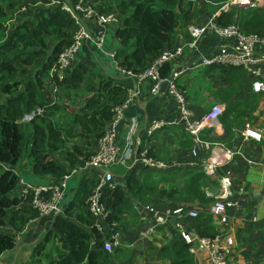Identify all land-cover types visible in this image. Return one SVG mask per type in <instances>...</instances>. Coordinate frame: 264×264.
I'll return each instance as SVG.
<instances>
[{"label": "trees", "instance_id": "obj_1", "mask_svg": "<svg viewBox=\"0 0 264 264\" xmlns=\"http://www.w3.org/2000/svg\"><path fill=\"white\" fill-rule=\"evenodd\" d=\"M182 1L120 0L116 5L97 7L99 14L116 13L121 22L116 25L120 48L115 56L120 68L139 75L153 59L174 46L181 20L188 16L182 11ZM43 2L45 4L35 7L34 11L29 9L23 15L24 22L11 30L12 17L27 4L24 0H0V100L5 98L0 104V256L14 250L18 235L32 218L39 217L38 212L27 208L19 197L23 176L14 169L27 160L33 183L37 184L50 178L60 180L73 170L84 167L93 155L98 139L114 118V107L129 98L121 85H113L108 79L102 78L100 85L95 86L89 81V69L85 65L73 68L64 84L72 105L66 106L64 97L47 87L52 65L72 45L78 26L60 6L51 7L49 0ZM242 11L238 24L244 33L263 36L264 9ZM236 16L235 10L223 13L218 24H235ZM38 60L44 61L43 66L35 70L31 78H17L18 74L27 75L29 67L35 66ZM172 69L173 66L167 65L163 69V78H169ZM221 72L232 87L242 83L247 76L243 68L222 67ZM214 75L212 72L204 74L206 77ZM232 91L223 92L228 96L225 100L228 104ZM230 104L220 118L226 136L214 135V143L225 144L232 140L235 129H242L244 121L249 118L246 105ZM38 110H42V114L30 122L24 121L25 116ZM59 119H66L71 128L61 127ZM240 124L243 125L239 127ZM28 131H31V140ZM76 131L78 134H74ZM73 139H80L82 144L69 147L68 143ZM139 170L133 171L126 188L104 192L103 203L109 213L107 222L110 225H121L136 200L152 202L153 195L176 199L183 205L199 204L202 208L209 207L212 201L204 191L209 177L205 172L192 174L180 186H172L170 190L157 188L156 191L150 175L146 176L144 183L140 182ZM81 174L85 175L78 181ZM73 180L79 182L73 198L65 197L64 214L54 218V228L39 246L38 256L50 246L45 256L47 264H109L119 250L113 253L105 250L106 242L111 238L110 227L107 225L104 232H100L96 217L88 206L98 179L81 172ZM32 197L30 195L29 200ZM197 230L200 236L213 238L216 234L209 216L199 219ZM176 238L177 242L165 248L164 254L172 264H195L191 246L180 235L177 234ZM56 242L60 246L55 248Z\"/></svg>", "mask_w": 264, "mask_h": 264}, {"label": "crops", "instance_id": "obj_2", "mask_svg": "<svg viewBox=\"0 0 264 264\" xmlns=\"http://www.w3.org/2000/svg\"><path fill=\"white\" fill-rule=\"evenodd\" d=\"M89 1L96 7L106 4L116 5L120 2V0ZM213 1L192 0V3L189 0L182 1V11L186 12L188 16L181 20L174 46L188 42V35L185 30L189 21L194 20V24L203 26L212 20L216 14L222 12L223 8L214 14L212 13L211 7L217 5ZM234 10L237 12L235 23H239L240 14L243 11L237 8L231 11ZM223 13L217 16L215 22L221 23L219 20ZM84 26L91 35H97L100 32L95 20L85 22ZM116 30V25H108L105 28L104 51H99L93 42H85L76 56L74 68L85 65L89 69V81L97 87L102 78H105L113 85H121L128 92V95L138 91V97L126 111L125 119L120 128V143L125 146L133 123L137 125V132L131 138L132 158L126 165H119L115 171L119 187L126 188L135 169H140L138 177H140L141 183L145 182L146 176L152 177L154 182L152 185H155L156 191L164 188L170 190L172 186H180L192 174L205 172L209 177L204 191L206 197L212 201L209 207L202 208L199 204L183 205L176 199L161 198L156 195L152 196V202L136 200L133 209L127 212L125 220L119 225L120 240L114 248V252L116 250L119 252L114 253L115 259L109 264H172V260L164 254V249L177 242L176 235H180L178 224L183 225L189 234L215 240L221 248L227 250L225 259L228 264H264V140L260 143L246 142L241 134L243 128H236L232 140L225 142V144L220 143L223 145L219 151L222 164L213 165L214 170L208 172L205 166L208 164L211 155L205 152L201 154L200 158H193V141L187 136L181 125H175L149 137L147 130L154 121L169 116L172 119L177 118L180 107L177 106L175 100L167 95L165 87L161 93L155 95L150 91L151 82L148 81L139 85L134 79L120 72L115 60L110 57V54H115L120 48ZM223 44H229L231 50L236 43L221 39L213 29L209 28L201 40V55L207 56L215 53V50ZM199 58L198 53L188 50L182 58L177 60L171 71L172 74L174 70L186 69L180 80L185 76H193L197 77L195 81L202 84L195 86L194 91L189 90L190 85L187 86V90L184 88L194 118L199 119L205 116L212 107L207 112L204 111V108L213 100L217 102L215 104L222 106L225 113L226 110L228 111V107L232 105L230 103H241L247 106L246 111L249 118L244 121L243 126L240 124L239 127H244L246 123H250L264 134V93L261 95L254 94L251 88V78L247 74L242 83L232 87L224 80L221 72V68L227 66L215 65L202 71L195 70L191 66ZM209 72L215 73V75L213 77L204 76L205 73ZM219 81L221 82L218 84L220 86H215L214 83ZM231 89L233 91L228 104L225 102L228 96L223 92ZM169 130H172V133ZM217 135L226 136V129L221 121ZM167 136H172L174 143L169 145L165 141ZM203 137H208L209 141H213L214 136L211 129H207ZM77 144H82L81 140ZM144 147L149 149L150 157L172 164V169L155 171L139 165L136 159ZM171 150H174L172 158L170 157ZM192 161L196 165L189 167L188 164ZM17 171L21 172L20 170ZM102 172L105 170L103 169ZM227 176L231 185L224 188L222 179ZM53 180L50 178L44 182ZM78 183L77 180H73L67 190L68 193H71V200ZM211 195L215 197L227 196L228 206L224 216H217L214 213L216 199ZM180 208H185L181 223L175 217V211ZM193 210L198 212L197 218L189 215V211ZM206 216L212 219L216 233L213 238L198 234V221L200 218L204 220ZM53 228L54 218L52 217L32 218L29 225L18 235L16 248L0 256V264H30L33 262V258L41 257L42 255L38 256V248ZM9 232L12 233V230ZM190 252L195 264H213L209 253L202 251L198 243L191 245Z\"/></svg>", "mask_w": 264, "mask_h": 264}, {"label": "built area", "instance_id": "obj_3", "mask_svg": "<svg viewBox=\"0 0 264 264\" xmlns=\"http://www.w3.org/2000/svg\"><path fill=\"white\" fill-rule=\"evenodd\" d=\"M27 1L24 0V3L27 5H22L16 11L9 24L18 21L22 15L28 13L29 9L34 11V8L37 7L38 1L40 0H31L29 4ZM40 2V5L45 4L43 0ZM49 2L51 7L60 6L78 26L72 39V45L59 55L51 67L49 81L53 84L56 92V90L64 88L66 78L73 70L76 56L84 43L88 41L93 42L99 51H104L106 42L105 28L108 25H117L121 22H119V18L114 12L99 14L97 7L89 0H72V4L60 0H49ZM235 8L247 11L262 10L264 9V0H230L222 9V12L229 13ZM222 12L216 14L206 25L193 24L190 26L187 31V43L165 50L159 57L153 59L139 75L131 71L123 70L115 61L120 72L134 79L139 85H142L144 82H151L150 91L152 94L157 95L161 93L165 87L167 95L175 100L177 106L180 107L177 118L165 117V119L154 121L147 130L148 136L151 137L162 130L172 128L178 124L181 125L187 136L193 141V158L198 159L205 152L211 155L208 164L205 166L208 172H212L214 166L222 164L221 153L219 151L223 145L206 140L203 134L207 129H211L213 136L218 134L220 118L225 113L224 109L221 105L215 104L205 116L195 119L194 113L189 107L186 93L179 86V80L186 69L174 70L169 78H163V69L167 65L174 66L177 60L185 55L186 51H195L200 55L199 60L191 66L195 70H203L215 65L243 68L251 78V88L254 94H263L264 35H246L238 23L228 26L219 25L215 20ZM92 20H95L99 27L100 32L97 35H91L84 26L85 22ZM209 28L213 29L221 39L228 42L234 41L236 43L234 47L230 50L229 44H223L215 50V53L207 56L201 55V40ZM259 48L260 51H258ZM115 56L116 53L113 55L110 54V57L114 60ZM137 97L138 91H135L129 95L128 100L124 104L114 107L115 116L106 127L103 135L98 139L94 153L84 167L73 170L69 175L57 181L53 180L44 184L35 185L22 179L20 184L19 197L27 204V208L37 211L41 218L48 216L55 218L58 215L64 214L63 202L69 184L75 175L86 172L89 174V177L97 178L98 184L93 189L92 195L88 200V206L90 212L96 217L97 228L100 232H104V228L107 225L110 227L109 232L111 233V238L107 240L105 245V250L110 253H113L115 244L120 240V232L118 231V223L110 225L107 222L109 213L106 205L103 203L104 192L106 190L115 191L119 187L113 169L119 165H126L132 158L130 149L131 138L137 132V125L133 123L125 146H122L120 143V128L125 119L126 111ZM66 99L64 102L65 105L70 106V100L68 99L67 102ZM42 112V110H38L31 115H27L24 121L30 122L37 115L42 114ZM241 134L243 140L246 142L254 141L260 143L264 140L263 132L254 128L250 123L245 124ZM136 161L139 165L155 171H160V169L169 171L172 169V164L170 165L150 157V152L147 147L140 150ZM195 165L196 163L194 161L188 164L189 167H194ZM103 169L105 172H102ZM222 185L224 188L230 187L231 182L228 176L222 179ZM30 195H33L31 200H29ZM211 196L216 199L214 213L217 216H224L228 206L226 201L227 196ZM184 212L185 208H180L175 211V217L180 223L184 217ZM189 215L197 218L199 214L193 210L189 211ZM178 232L190 246L198 243L202 251L208 252L213 264H228L225 259L227 250L221 248L215 240L189 234L181 224H178Z\"/></svg>", "mask_w": 264, "mask_h": 264}, {"label": "rangeland", "instance_id": "obj_4", "mask_svg": "<svg viewBox=\"0 0 264 264\" xmlns=\"http://www.w3.org/2000/svg\"><path fill=\"white\" fill-rule=\"evenodd\" d=\"M41 1V0H40ZM40 1H38L39 3H38V5L37 6H40ZM227 1V0H226ZM225 0H214L213 2H216V4L217 5H214V6H212L211 8H212V13L214 14L217 10H219V9H222V8H224L225 7V5H227ZM224 2H226V3H224ZM189 7V6H188ZM24 16L22 15L20 18H19V20L18 21H15V22H13V23H11L10 24V29L12 30L15 26H16V24H19V23H22V22H24ZM192 20V19H191ZM194 24V20H192V21H189L188 22V24H187V26H186V30H185V33H187V31H188V29H189V27L190 26H192ZM188 35V34H187ZM50 41V46L52 47L53 46V42H52V40L50 39L49 40ZM53 48V47H52ZM43 63H44V61H41V60H38V62H37V64L35 65V66H33V67H29V73L27 74V75H23V74H18V79H24V78H26V79H28V78H31L32 76H33V74H34V72H35V70H37V69H39V68H41V66H43ZM19 67L20 68H22L23 69V64H20L19 65ZM196 78L197 77H193V76H185V77H183L181 80H179L180 81V83H179V86L182 88V89H184V88H186V90H187V86L188 85H190L191 87H190V91H194L195 90V86H198V85H202L201 84V82H198V81H195L196 80ZM189 80V81H188ZM221 82L219 81V82H215L214 83V85L215 86H220V85H218V84H220ZM46 85H47V87L48 88H50V89H52L53 91H55V89H54V86H53V84L50 82V81H47V83H46ZM185 90V91H186ZM66 88L64 87L63 89H58V90H56V94H58V96H60V97H64V100H63V102H65V99L67 98V95H66ZM186 93V92H185ZM187 94H188V96H189V93L187 92ZM5 100V98H2L1 100H0V104L3 102ZM71 100V99H70ZM66 101L68 102V98L66 99ZM215 103H217L215 100H213V101H211L209 104H208V106L207 107H205L204 108V111L205 112H207L208 110H209V108H211V107H213L214 105H215ZM73 104V101L71 100L70 101V105H72ZM58 124L61 126V127H65V128H68L69 126L67 125L68 124V121L66 120V119H59L58 120ZM28 125V124H27ZM69 128H71V127H69ZM170 131V133H172V130H169ZM28 134H29V136H30V140L32 139V136H31V131H28ZM74 134H78V131H76ZM170 139H172V136H167L166 138H165V141L170 145L171 143H174L173 142V139H172V141H170ZM78 142H80V139H73V140H70L69 141V147H72V145H75V144H77ZM179 150V152H180V149H178ZM174 152V150H171V152H170V157L172 158V153ZM128 162H130V161H128ZM118 169V166H116L113 170L114 171H116ZM15 171H17V170H20L21 172H19L22 176H23V180L25 179V181L26 182H31V183H33L34 182V180H33V178H32V174H31V171H30V167H29V165H28V161L26 160V161H24L20 166H18V167H16L15 169H14ZM117 173V172H116ZM85 174H81V175H79L78 177H77V180L79 181L83 176H84ZM44 183H47V182H44V181H41V182H38L37 184H35V185H38V184H44ZM34 184V183H33ZM70 192H69V195H68V199L69 200H71V196H70ZM60 246V244H59V242H56V246H55V248L56 247H59ZM51 247L49 246L44 252H43V254H42V256L41 257H39V258H33L32 260H33V262H35V263H31L30 262V264H47V259L45 258V255H47L48 253H49V249H50ZM54 248V249H55ZM53 250V249H52ZM40 259H42L41 261H40V263H38V261L40 260ZM31 261V260H30ZM25 264H27V263H25Z\"/></svg>", "mask_w": 264, "mask_h": 264}, {"label": "water", "instance_id": "obj_5", "mask_svg": "<svg viewBox=\"0 0 264 264\" xmlns=\"http://www.w3.org/2000/svg\"><path fill=\"white\" fill-rule=\"evenodd\" d=\"M66 2H67L68 4H72L71 0H65V3H66ZM77 182H78V181H77ZM66 194H67L66 197H68V192H66Z\"/></svg>", "mask_w": 264, "mask_h": 264}, {"label": "bare ground", "instance_id": "obj_6", "mask_svg": "<svg viewBox=\"0 0 264 264\" xmlns=\"http://www.w3.org/2000/svg\"><path fill=\"white\" fill-rule=\"evenodd\" d=\"M157 121V120H156ZM221 131V130H220ZM218 133V132H217Z\"/></svg>", "mask_w": 264, "mask_h": 264}, {"label": "flooded vegetation", "instance_id": "obj_7", "mask_svg": "<svg viewBox=\"0 0 264 264\" xmlns=\"http://www.w3.org/2000/svg\"><path fill=\"white\" fill-rule=\"evenodd\" d=\"M69 187H70V184H69Z\"/></svg>", "mask_w": 264, "mask_h": 264}]
</instances>
